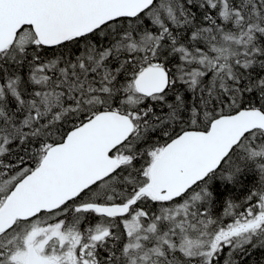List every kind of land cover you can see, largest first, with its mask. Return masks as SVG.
Segmentation results:
<instances>
[{
  "label": "snow or ice",
  "instance_id": "6c2138e0",
  "mask_svg": "<svg viewBox=\"0 0 264 264\" xmlns=\"http://www.w3.org/2000/svg\"><path fill=\"white\" fill-rule=\"evenodd\" d=\"M0 264H264V0H0Z\"/></svg>",
  "mask_w": 264,
  "mask_h": 264
}]
</instances>
